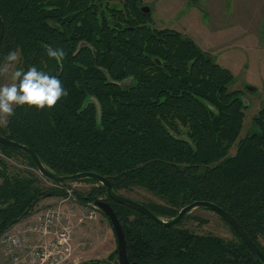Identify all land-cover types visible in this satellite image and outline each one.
Returning <instances> with one entry per match:
<instances>
[{"label": "trees", "instance_id": "16d2710c", "mask_svg": "<svg viewBox=\"0 0 264 264\" xmlns=\"http://www.w3.org/2000/svg\"><path fill=\"white\" fill-rule=\"evenodd\" d=\"M140 2L118 7L109 0H0V56L20 51L19 70L35 66L59 78L68 92L51 109L14 106L0 133L30 146L56 173L96 171L119 192L146 187L165 199L142 201L162 217L172 218L198 199L214 201L264 251V106L253 116L254 130L231 154L248 106L242 89L229 88L234 73L186 33L152 26V13ZM47 47L65 51L62 64ZM128 77L133 81L123 84ZM0 149L1 236L34 213L41 199L68 194L72 183L49 178L56 184L51 186L5 157L21 154L37 167L29 153L3 143ZM80 181L97 183L88 193L75 191L80 200L97 201L102 194L114 207L131 261L264 264L233 227L237 238L165 226L109 197L93 177ZM75 264H120L118 248Z\"/></svg>", "mask_w": 264, "mask_h": 264}, {"label": "rangeland", "instance_id": "374dc122", "mask_svg": "<svg viewBox=\"0 0 264 264\" xmlns=\"http://www.w3.org/2000/svg\"><path fill=\"white\" fill-rule=\"evenodd\" d=\"M146 2L153 6L152 25L178 29L191 37L193 36L196 42L198 39L201 40L205 45L215 41L214 34L220 35L222 39L219 42L221 43L223 41L234 42L240 38L237 35H241V38H244L245 35L241 33L247 19H235L231 18L230 15L237 13V5L241 8H245V5H247L248 10H251L249 12L255 14L257 6L261 4V0H242L240 3L234 2V0H223L218 3V8L222 11V14L220 16V13H217L215 16L213 13H210L209 5L217 3L218 0H146ZM117 3L120 4V1H117ZM235 20L236 22L240 20V25L235 26L237 25V23L235 25L233 23ZM249 20L250 25L256 27L254 32L257 36V43L259 42V44L255 48H249L247 44H245V47L236 46L235 49H241L243 56L238 58L237 55V59L235 58L236 61L230 65L233 69L232 72L235 73V81L229 84V88L242 89L244 92L243 98L248 105L245 107V117L240 134L230 148L231 154L236 152L239 140L254 130L255 124L253 122V116L264 106V51L262 50V47H264V17ZM208 30L211 32H208ZM251 44L253 46L255 43ZM230 49L233 48L231 47ZM17 52L19 53V60L10 67L7 74L0 75V86L13 82L11 74L13 71L19 70L21 65V53L20 51ZM259 55L261 60L259 59ZM6 63V59L0 56V67H3ZM127 80H131V78L124 79L123 84L127 85ZM248 82L253 84H249ZM5 157L15 167L23 168V170L31 169L43 177L47 184L56 186L52 180H49V178L40 172L38 167L32 166L27 157L15 153L6 155ZM96 184L92 181H75L69 186V189L72 191L71 199H69L70 206H73L75 209L71 213V216H75V222H71L74 259L69 264H75L92 258H105L106 256L104 255H107L108 251L111 252L117 247L116 235L114 234L112 238H108L106 234L105 225L109 224L111 226L109 218L103 214L101 209L97 218H86L83 215V211L86 208H92L93 203L96 201L89 200L85 203L80 200L77 192H75L88 193ZM120 192L144 202L166 203L164 198L144 186L121 189ZM47 197H54V200L48 203V205H52L59 203L65 195H51ZM99 197L102 198V194ZM198 217L206 218L207 220L201 221ZM163 218L168 219V217ZM67 220H70V216H67ZM179 226L187 227L197 232H212L226 238H237V234L232 226L219 213L206 207L197 206L193 208L188 213V216L179 222ZM259 239L264 245V236H260ZM110 241L112 242L111 249L109 248ZM1 255L2 250L0 245V262L2 260Z\"/></svg>", "mask_w": 264, "mask_h": 264}, {"label": "built area", "instance_id": "2783aa9c", "mask_svg": "<svg viewBox=\"0 0 264 264\" xmlns=\"http://www.w3.org/2000/svg\"><path fill=\"white\" fill-rule=\"evenodd\" d=\"M68 191L59 203L48 205L24 226L12 227L1 235L0 264H69L74 259L70 220L63 224L75 210L69 200L72 191L69 188ZM99 212L100 208L94 202L92 208L83 211V215L92 219L97 218ZM28 231L35 235V240L30 243L26 239Z\"/></svg>", "mask_w": 264, "mask_h": 264}, {"label": "water", "instance_id": "95a60500", "mask_svg": "<svg viewBox=\"0 0 264 264\" xmlns=\"http://www.w3.org/2000/svg\"><path fill=\"white\" fill-rule=\"evenodd\" d=\"M148 10V7H146ZM5 34V22L0 14V48L3 43V38ZM0 143L14 146L17 148H20L27 153L30 154L32 159L35 161L37 167L39 168L40 172L46 176L47 178H50L54 181L58 182H64V183H73L75 181H80L84 177H93L97 181L103 183L107 187V193L108 196L112 199L127 204L129 206H132L148 216H150L155 222L165 225V226H174L179 224V222L182 221L183 217L187 212H190L193 208L197 206H203L209 209H212L219 213L222 217H224L230 225L238 232V234L244 239V241L251 247V249L254 251L255 254H257L264 262V251L261 249L259 244L251 237V235L247 232V230L241 225V223L238 221V219L232 215L227 209H225L223 206L219 205L218 203L206 200V199H198L195 201H192L185 206H183L179 213L172 217L165 219L162 216L156 214L148 205H146L144 202L139 201L137 199H134L130 196H127L119 191H116L113 188V184L111 180L96 171L86 170V171H80L76 173L71 174H60L56 173L49 167H47L38 153L32 149L27 144L17 141L15 139H12L8 137L7 135H4L0 133ZM99 208L102 209L104 212L107 213V215L110 217L112 221V225L115 231L116 239H117V248H118V259L120 264H142L138 261H131L127 254V247H126V237L123 229V225L117 215V212L115 211L114 207L111 205L109 201L106 199L100 198L96 201Z\"/></svg>", "mask_w": 264, "mask_h": 264}, {"label": "clouds", "instance_id": "9594fccd", "mask_svg": "<svg viewBox=\"0 0 264 264\" xmlns=\"http://www.w3.org/2000/svg\"><path fill=\"white\" fill-rule=\"evenodd\" d=\"M47 54L62 64L66 53L63 49L47 47ZM7 63L0 67V75L9 72L10 67L19 60V53L12 51L6 56ZM12 83L0 86V125L6 126L8 118L14 115V105L44 108H53L68 95L61 81L56 76H50L43 71H38L35 66L26 72L13 71Z\"/></svg>", "mask_w": 264, "mask_h": 264}, {"label": "crops", "instance_id": "0c3cea01", "mask_svg": "<svg viewBox=\"0 0 264 264\" xmlns=\"http://www.w3.org/2000/svg\"><path fill=\"white\" fill-rule=\"evenodd\" d=\"M208 1H211V0H208ZM223 0H218L217 3L215 4H211L209 5V8H210V13H213V15L216 16L217 13H220V16L222 14V11H220V9L218 8L220 2H222ZM250 1V0H248ZM234 2H237V3H240L242 2V0H234ZM263 2L264 0H261V4L259 6H257V9H256V13H250L249 11L251 10H248L247 8V5H245V8H241L239 7L238 5L236 6V11L237 13L234 15H230L231 18H235V19H247L246 22H245V26H243L242 28V35H245L244 38H241V35H237V37H240L238 38V40H235L234 42H226V41H223L222 43L219 42L221 41V37L220 35L218 34H214L213 36L215 37V41L212 42V43H209V44H203L201 42V40L198 39V43L206 50L210 51L214 56L215 58L218 60V62H220L222 65L228 67L229 69L233 70L230 65L232 64V62H235L236 61V57L238 55V58H241L243 56V53L241 51V49H235L236 46H243L245 47V44H247V46L249 48H252V47H256L259 42L257 43V36L254 32L255 30V26H251L250 25V20L249 19H253V18H257V17H261L263 18L264 17V5H263ZM243 21V20H242ZM240 20L238 22L233 21L234 25L237 23V25L235 26H238V24L240 25ZM208 32H211L210 30H208ZM250 33V34H249ZM255 34V35H254ZM256 36V38H255ZM193 37V36H192ZM194 38V37H193ZM245 43H244V42ZM219 42V43H218ZM251 43H255L253 46ZM233 48V49H230V48ZM262 50L264 51V47H262ZM236 58V59H235ZM259 59L261 60V57L259 55ZM239 62V61H238ZM234 73V72H233ZM235 75V73H234ZM235 81V80H234ZM249 84H253L251 82H248ZM51 200H54V197H45L43 199H41V201L39 202L38 206H37V210L32 213L31 215L25 217L24 219H22L21 221L15 223L13 225V227H19V226H24L25 223H28L29 221L33 220L35 218V215L45 209L47 206H48V203L51 202ZM71 217V215H70ZM75 216H72L70 218V224L71 222H75L74 220ZM67 219H65L63 221V224L67 223L66 222ZM105 222V221H103ZM72 226V224H71ZM106 227V234L108 235V238H112V236H114L115 232L113 230V228L108 224V225H105ZM26 239H27V242H33L35 240V235L32 231H28L26 233ZM111 244H109V248L111 249L112 248V242L110 241ZM104 247V245H102ZM110 253V251H108L107 255H104V256H108V254ZM103 258V257H101Z\"/></svg>", "mask_w": 264, "mask_h": 264}, {"label": "flooded vegetation", "instance_id": "af4514ba", "mask_svg": "<svg viewBox=\"0 0 264 264\" xmlns=\"http://www.w3.org/2000/svg\"><path fill=\"white\" fill-rule=\"evenodd\" d=\"M117 1H120V4L117 3ZM124 1L125 0H109V3L110 5H115V6H118V7H123L124 5ZM107 2V1H106ZM140 8L142 11L144 12H153V6H151L149 3L146 2V0H141L140 4H139ZM146 7H148V10L146 9ZM153 19V17H152ZM152 21V20H151ZM151 23V22H150ZM152 25V24H151ZM154 26V25H152ZM154 27H157V26H154ZM158 28H162V27H158ZM183 32V31H182ZM185 33V32H183ZM193 38V37H192ZM210 52V51H209ZM211 53V52H210ZM212 54V53H211ZM213 55V54H212ZM214 56V55H213ZM215 57V56H214ZM218 61V60H217ZM220 63V62H219ZM128 78H131V80H127V85H129L132 81H133V78L132 77H128Z\"/></svg>", "mask_w": 264, "mask_h": 264}, {"label": "bare ground", "instance_id": "6f19581e", "mask_svg": "<svg viewBox=\"0 0 264 264\" xmlns=\"http://www.w3.org/2000/svg\"><path fill=\"white\" fill-rule=\"evenodd\" d=\"M77 210V209H76ZM82 214V213H81ZM65 224V223H64ZM253 251V250H252Z\"/></svg>", "mask_w": 264, "mask_h": 264}]
</instances>
